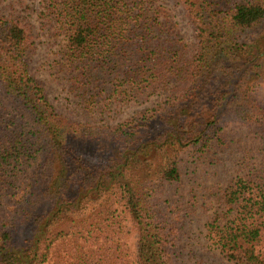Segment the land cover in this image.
Returning <instances> with one entry per match:
<instances>
[{"label": "trees", "instance_id": "trees-1", "mask_svg": "<svg viewBox=\"0 0 264 264\" xmlns=\"http://www.w3.org/2000/svg\"><path fill=\"white\" fill-rule=\"evenodd\" d=\"M44 1L64 28L74 89L84 84L100 95V75L114 73L109 97L145 90L163 97L112 126L68 119L30 71L27 27L0 17V87L29 116L19 123L0 105V198L10 189L8 171L37 166L12 203L0 201V264H42L67 236L65 264H132L118 206L135 225L138 264H176L183 230L157 214L155 201L180 181L183 155L226 143L227 122L264 141V27L237 39L264 19V0H179L193 28L190 45L147 0ZM249 169L206 224L229 264H264V183Z\"/></svg>", "mask_w": 264, "mask_h": 264}, {"label": "rangeland", "instance_id": "rangeland-1", "mask_svg": "<svg viewBox=\"0 0 264 264\" xmlns=\"http://www.w3.org/2000/svg\"><path fill=\"white\" fill-rule=\"evenodd\" d=\"M147 1L148 6L151 4L157 7L163 15L169 17L184 44L193 43V28L179 0ZM0 17L18 18L27 27L30 36L27 57L30 71L44 87L49 102L68 119L83 124L112 126L141 111L156 107L163 97L158 91L147 90L135 95L130 91L125 97L116 94L109 97L112 83H115L114 73L112 76L100 75L98 84L103 89L100 95L94 93L95 90L86 89L84 84L82 92L74 89L71 83L76 71L65 55L67 40L64 28L44 0H0ZM263 27L264 19L238 33V41H249ZM94 94L96 97L88 102ZM0 105L3 111L14 116L19 123L29 118L18 103L2 92L1 87ZM224 134L226 143L212 142L203 151L190 150L183 155L180 181L166 185L156 198L157 214L169 217L183 230L176 264H229L220 250L207 239L206 224L215 213H223V192L237 177L244 174V168H250L264 183V141L254 137L244 125L233 122L225 124ZM28 162H22L7 172L4 180L10 189L0 198L2 203H12L15 194L34 180L37 166L34 162ZM118 211L126 227L122 241L130 250L132 264H138L135 225L121 206H118ZM28 236V227L22 229L16 244L21 245V241ZM63 238L56 240L48 260L42 264L69 262L68 247L73 239L69 236Z\"/></svg>", "mask_w": 264, "mask_h": 264}]
</instances>
